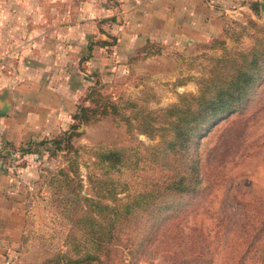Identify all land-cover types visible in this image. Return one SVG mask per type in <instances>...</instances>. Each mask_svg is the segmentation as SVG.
I'll use <instances>...</instances> for the list:
<instances>
[{"label": "rangeland", "instance_id": "374dc122", "mask_svg": "<svg viewBox=\"0 0 264 264\" xmlns=\"http://www.w3.org/2000/svg\"><path fill=\"white\" fill-rule=\"evenodd\" d=\"M241 1L244 7L227 13L217 37L185 51L137 44L135 52L142 57H132L117 44L125 38L117 0H0V87L33 80L58 89L62 101L76 109L79 104L93 105L86 99L93 86L118 103L119 112L142 109L157 114L179 94L195 93L221 46L231 51L249 46L247 22L260 23L264 11L259 9L261 0ZM126 101L135 106L129 108ZM254 102L219 121L200 139L201 190L185 199L186 209L175 220L185 233L195 229L206 237L215 248L213 264L219 263L218 251L236 219L241 196L264 188V98ZM71 112L47 135L0 147V172L8 178L9 201L18 209L13 208L12 218L20 214L22 220L21 240L11 247L7 264H53L55 252L71 255L70 234L79 238L71 225L87 209L75 194L103 203V177H108L127 185L116 194L124 200L149 174L145 155L157 138L139 132L133 120L127 128L118 115L96 116L78 125V134L69 139L72 149H54L50 140L68 129ZM111 148L122 152L129 167L104 174L95 152ZM73 151L74 169L68 167ZM158 239H164L159 229L146 252L133 261L126 256L124 262L162 264L171 250Z\"/></svg>", "mask_w": 264, "mask_h": 264}, {"label": "trees", "instance_id": "16d2710c", "mask_svg": "<svg viewBox=\"0 0 264 264\" xmlns=\"http://www.w3.org/2000/svg\"><path fill=\"white\" fill-rule=\"evenodd\" d=\"M247 25L251 30L249 46L232 51L221 46L208 76L197 81L195 93L179 94L175 103L157 114L142 109L119 112L118 103L89 87L86 99L93 105L76 107L68 129L50 140L54 149L63 147L68 152L72 149L69 139L78 134V125L108 114L118 115L127 128L132 127L133 120L135 129L155 136L157 141L145 155L149 174L143 177L140 188L126 194L124 200L116 194L127 185L108 177H103V203L75 194L87 207L71 225L76 227L79 238L70 234L71 255L55 252L53 264H127L126 256L133 261L149 249L158 229L164 239L157 243L171 250L162 264H213L215 248L206 237L195 229L185 233L175 220L186 209L185 199L201 190L200 139L219 121L244 112L254 99L257 102L264 98V20H249ZM243 30L244 27L240 32ZM218 44L223 45V41ZM125 103L129 108L135 106L132 101ZM95 157L104 174L129 167L118 149L98 150ZM76 158L73 151L69 168L75 166ZM135 166L136 162L131 167ZM163 225L166 227L161 230ZM218 252V264H264V188L241 196L236 219ZM147 264L154 263L148 260Z\"/></svg>", "mask_w": 264, "mask_h": 264}, {"label": "crops", "instance_id": "0c3cea01", "mask_svg": "<svg viewBox=\"0 0 264 264\" xmlns=\"http://www.w3.org/2000/svg\"><path fill=\"white\" fill-rule=\"evenodd\" d=\"M117 1L121 7L119 16L124 21L119 27L125 36L117 44L132 52V57L146 43H154L160 51L194 48L222 32L228 12L244 7L241 0ZM61 97L58 89L33 80L1 86L0 147L47 135L59 127L70 110H75ZM9 195L8 178L0 172V264H7L11 247L21 240L22 220L20 214L19 219L13 220V208L16 212L18 209L12 207Z\"/></svg>", "mask_w": 264, "mask_h": 264}, {"label": "water", "instance_id": "95a60500", "mask_svg": "<svg viewBox=\"0 0 264 264\" xmlns=\"http://www.w3.org/2000/svg\"><path fill=\"white\" fill-rule=\"evenodd\" d=\"M259 9H260L261 12L264 11V0H261L259 2Z\"/></svg>", "mask_w": 264, "mask_h": 264}]
</instances>
